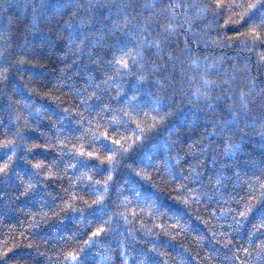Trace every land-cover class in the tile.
<instances>
[{"label":"trees","instance_id":"1","mask_svg":"<svg viewBox=\"0 0 264 264\" xmlns=\"http://www.w3.org/2000/svg\"><path fill=\"white\" fill-rule=\"evenodd\" d=\"M259 4L0 0V264H264Z\"/></svg>","mask_w":264,"mask_h":264},{"label":"snow or ice","instance_id":"2","mask_svg":"<svg viewBox=\"0 0 264 264\" xmlns=\"http://www.w3.org/2000/svg\"><path fill=\"white\" fill-rule=\"evenodd\" d=\"M220 7H222V6H220ZM248 7H249L250 9H251V8H256V7L264 8V4H259V5H249ZM261 23L264 24V13L261 14ZM105 107H106V106H105ZM223 131H224V129L222 128V129H221V132H223ZM213 134H215V133H210V135H213ZM104 135H105V138H106L107 140H110V141H111V140L113 139L112 137L107 136V133H105ZM21 138L23 139V136H22V135H21ZM96 139L99 140V137H97ZM120 144H121V141H120L119 139H117V140L114 141V145H120ZM114 145H109L108 147H109V148H112ZM20 146H22V145H15V144H13V145H11L10 148H5L4 151H5V152H6V151H14V152H17V153H18V148H19ZM47 146H48V145H46V147H47ZM26 154H27V153H26ZM112 155H113V152H112V151H109L108 163H109V167H110V168H111L112 164L115 163V162L112 160ZM87 156H88V157H96V156H97V153H96V152H89V153H87ZM0 167H2V166H0ZM145 178H146V177H142V179H145ZM241 215L244 216V215H247V213H246V212H242ZM98 231H99V230H98Z\"/></svg>","mask_w":264,"mask_h":264}]
</instances>
